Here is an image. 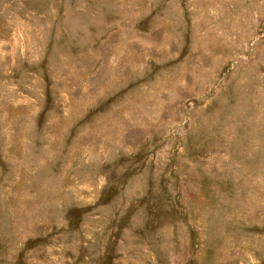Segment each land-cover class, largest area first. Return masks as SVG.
<instances>
[{
  "label": "rangeland",
  "instance_id": "374dc122",
  "mask_svg": "<svg viewBox=\"0 0 264 264\" xmlns=\"http://www.w3.org/2000/svg\"><path fill=\"white\" fill-rule=\"evenodd\" d=\"M0 264H264V0H0Z\"/></svg>",
  "mask_w": 264,
  "mask_h": 264
}]
</instances>
